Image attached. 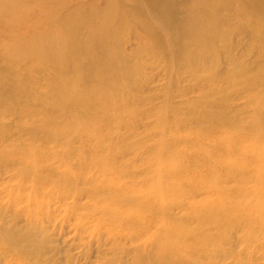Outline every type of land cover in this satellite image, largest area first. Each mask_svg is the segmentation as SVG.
Masks as SVG:
<instances>
[{"label": "rangeland", "instance_id": "1", "mask_svg": "<svg viewBox=\"0 0 264 264\" xmlns=\"http://www.w3.org/2000/svg\"><path fill=\"white\" fill-rule=\"evenodd\" d=\"M64 1L67 9L85 8L87 13L78 19L80 30L90 20L93 10L104 13L108 3V0ZM145 1L154 7L150 4L153 0ZM145 1L118 0L126 16L120 51L122 55L128 54L137 67L124 76V66L118 63L105 94L93 97L95 75L85 72L81 52L75 53L77 63L68 72L39 68L33 74L34 81L27 84L18 85L0 75V92L7 96L4 103L7 110L0 108V232L3 233L0 248L7 247L9 254L28 250L31 253L26 258L34 264H162L157 259L155 227L144 239L132 237L126 231L113 234L106 227L94 229L91 220L100 215L97 210L80 227V216L94 207V200L88 194L47 199L49 186H36L34 190L29 179L18 177L23 166L16 156L10 158L14 150H36V155L73 150L80 153V159L92 156L95 150H103L118 163L126 164L131 171L123 179L139 186L142 170L161 157L156 153L157 144L168 145V150H180L187 140L188 145L197 141L202 145L204 140L194 135L198 130L208 129L212 135L226 133L230 143L239 148L248 149L254 137L264 146V44L240 29L242 17L253 15L248 5H254L256 0L229 3L230 11L222 7L218 17L225 18L227 23L223 37L218 36L210 45L214 49L211 59L201 62L196 57L201 55L196 52L195 44L188 42L185 48L181 43V40L191 41L195 29L185 30L183 27L187 26L175 22L162 30L159 27L162 23L156 22L154 12L150 14ZM136 4L143 5L147 22L159 30L156 34H148L146 28L134 21L132 9ZM191 4L190 0H179L173 7L174 20ZM49 10L63 14L58 0H35L28 5L20 26L37 32L38 20ZM255 15L264 17V7ZM5 21L1 22L0 29L7 28ZM53 22L57 23L56 27H62L56 19ZM1 43L0 68L9 66L11 72L15 67L6 60L7 50ZM74 79L81 85L80 90L71 85ZM62 92L67 96L61 102ZM77 93L83 96L82 100L76 101ZM66 124L79 128L69 127L61 133ZM83 128H93L95 133L85 132ZM241 135L244 139L237 138ZM71 158L68 156L67 160ZM219 185L242 190L249 184L230 177ZM76 187H84L83 182L79 181ZM187 190L191 191L189 186ZM10 191L23 192L20 205L10 201ZM35 191L46 203L41 213L36 212V218L31 219L26 208L30 205L28 196ZM204 195V191L194 192L187 202L178 205L165 201L171 205L166 213L175 220H183L188 214L186 227L203 233L206 237H201L203 247L211 252L220 248L223 254L186 255L182 259L174 256L175 262L264 264V226L258 231V239L253 241L248 238L246 224L230 223L220 228L201 224L188 202L199 201ZM244 195L243 192L235 199ZM72 205L76 207L72 209ZM21 207L25 211L16 215ZM261 214L264 220V209ZM11 235L14 240L21 239L10 243ZM211 237L216 239L211 241ZM8 262L17 264L9 256L0 255V264Z\"/></svg>", "mask_w": 264, "mask_h": 264}, {"label": "bare ground", "instance_id": "2", "mask_svg": "<svg viewBox=\"0 0 264 264\" xmlns=\"http://www.w3.org/2000/svg\"><path fill=\"white\" fill-rule=\"evenodd\" d=\"M34 1L0 0V25L5 20L8 22L6 29H0V42L7 50L6 60L15 67L11 72L9 66L0 68L2 78L23 85L34 81L33 74L39 68L49 67L54 72L65 73L75 67L77 63L74 58L75 53L81 52L85 72L88 75H95L92 83V88L95 89L93 97H98L105 94L106 89L109 91V83L114 78V68L118 63L124 66V76L137 67L136 64L131 63L128 54L122 55L120 51L126 16L118 0H108L104 13L93 10L90 20L81 30L77 24L80 21L78 19L87 13L85 8L77 6L67 9L65 1L58 0V6L63 10V14H60V11L49 10L38 20L40 23L37 32L35 29H25L20 26L28 5ZM178 1L153 0L150 4L151 6L154 4V7H150L146 1L145 3L148 5V10H151L150 14L154 12L156 22L162 23L159 25L162 30H167L175 22L187 26L188 28L183 27L185 30L195 29V37L191 41L181 40V43L185 44V48L188 42L195 44L196 52H200L201 55H196L200 62L210 60L214 53L210 45L218 36L223 37L227 25L225 18L218 17L222 7L230 11L229 3L236 1L245 3V1L190 0L191 6L184 9L180 18L174 20L173 7ZM262 7L264 0H256L254 5H248L249 12L253 15L246 14L242 17L243 24L240 28L250 32L253 40L260 44H264V17H257L255 14ZM142 8H144L142 4H136L132 9L134 21L146 28L148 34H156L158 28L147 22L145 18L147 14ZM53 19H56L62 27H56L57 23L53 22ZM16 23L18 24L14 27ZM6 38L8 40H4ZM71 82V85L78 86L80 90L81 85L75 79ZM64 96L67 94L62 92L61 102ZM6 99L7 96H3L0 92V108L3 107V110H7L4 106ZM75 99L80 101L83 96L77 93ZM93 105L97 106L95 103ZM69 127L79 128L77 125L66 124L60 132L63 133L64 129ZM82 130L95 133L93 128ZM194 135L199 140H204V144L199 145L200 141H197L193 145H188L187 140L183 145L184 148L180 147V150H168V145L157 144L156 153L161 154V157L164 154V159L159 156L156 161L146 165L142 170L143 177L139 186L138 183L126 182L123 177L131 170L129 171L126 164L118 163L113 156L107 155L103 150H95L92 156L88 158L84 156L82 159L79 157L80 153L73 150L69 153L62 150L65 153L51 151L38 155L36 150H14L10 158L16 156L20 160L23 172L18 177L21 180L29 179L34 190L36 186L50 187L46 195L47 199H64L69 196L76 198L88 194L89 198L94 200V207L80 216V227L96 210L100 215L91 220L94 229L106 227L113 234L126 231L132 237L144 239L149 237L150 229L155 227L158 261L162 264H181L182 262H175L174 256L182 259L186 255V257L189 255L206 257L211 253V255L223 254L220 248L216 247L211 252L203 247L202 238H206L202 236L203 233L195 228L186 227L190 217L188 214L182 217L183 220H175L166 213L171 205L187 202L194 192L206 193L203 199L188 202L189 209L195 213L201 224L205 223L217 228L228 227L230 223L246 224L249 230L248 238L253 241L258 239V231L264 226L261 214L264 209V146L260 140L255 141L254 137L249 148L244 149L231 144L226 133L212 135L210 130L202 129L196 131ZM208 137L210 138L207 139ZM243 137L245 136L241 135L237 138L244 139ZM67 155L73 159L67 160ZM230 177L246 182L249 184L248 188L241 190L219 185ZM166 178H172L173 181H168ZM79 181L83 182L84 187H76ZM187 186L191 191L187 190ZM243 192L245 193L243 197L235 199ZM23 196L22 191H10V201L14 204L20 205L19 201ZM250 197L254 198L250 199ZM28 199L30 205L26 211L33 219L36 218V212L41 213L44 209L46 201L42 200L41 196H36V191L34 195H29ZM165 201L173 202L171 205L170 203L166 205ZM75 207L76 205L71 206L72 209ZM21 209L15 212L16 215L23 212L24 208ZM1 234L3 233L0 232V238ZM22 238L27 237L22 236ZM14 239L11 235L9 242L14 244L21 238ZM213 239L216 238L211 237V241ZM0 249V255L9 256L17 264H34L26 258L31 253L28 250L20 249L15 255L9 254L7 247L3 246Z\"/></svg>", "mask_w": 264, "mask_h": 264}]
</instances>
